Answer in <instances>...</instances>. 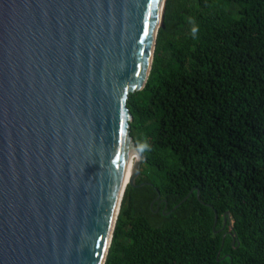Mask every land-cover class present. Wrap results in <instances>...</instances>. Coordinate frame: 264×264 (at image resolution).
Returning a JSON list of instances; mask_svg holds the SVG:
<instances>
[{
	"label": "water",
	"instance_id": "1",
	"mask_svg": "<svg viewBox=\"0 0 264 264\" xmlns=\"http://www.w3.org/2000/svg\"><path fill=\"white\" fill-rule=\"evenodd\" d=\"M166 1L0 0V264H105Z\"/></svg>",
	"mask_w": 264,
	"mask_h": 264
},
{
	"label": "trees",
	"instance_id": "2",
	"mask_svg": "<svg viewBox=\"0 0 264 264\" xmlns=\"http://www.w3.org/2000/svg\"><path fill=\"white\" fill-rule=\"evenodd\" d=\"M127 104L145 159L105 264H264V0H167Z\"/></svg>",
	"mask_w": 264,
	"mask_h": 264
},
{
	"label": "bare ground",
	"instance_id": "3",
	"mask_svg": "<svg viewBox=\"0 0 264 264\" xmlns=\"http://www.w3.org/2000/svg\"><path fill=\"white\" fill-rule=\"evenodd\" d=\"M135 158H136V153L130 163V166H129V169H128V172H127V175H126V179H125V184H127L128 180L130 179L131 175H132V172H133V165H134V161H135Z\"/></svg>",
	"mask_w": 264,
	"mask_h": 264
}]
</instances>
